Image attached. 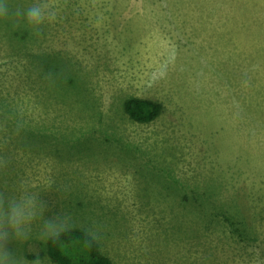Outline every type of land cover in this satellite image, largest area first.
Here are the masks:
<instances>
[{"label": "rangeland", "instance_id": "rangeland-1", "mask_svg": "<svg viewBox=\"0 0 264 264\" xmlns=\"http://www.w3.org/2000/svg\"><path fill=\"white\" fill-rule=\"evenodd\" d=\"M54 3L0 21V193L45 206L14 247L55 264V219L114 264H264V0Z\"/></svg>", "mask_w": 264, "mask_h": 264}, {"label": "clouds", "instance_id": "clouds-1", "mask_svg": "<svg viewBox=\"0 0 264 264\" xmlns=\"http://www.w3.org/2000/svg\"><path fill=\"white\" fill-rule=\"evenodd\" d=\"M54 0H31L26 6H16L12 0H0V21L19 18L37 36L46 24L57 18ZM45 206L27 191L5 197L0 193V264H45L39 255L29 259L15 245H22L32 237V225L43 216ZM49 236L57 235L60 223L55 219L44 222Z\"/></svg>", "mask_w": 264, "mask_h": 264}, {"label": "trees", "instance_id": "trees-1", "mask_svg": "<svg viewBox=\"0 0 264 264\" xmlns=\"http://www.w3.org/2000/svg\"><path fill=\"white\" fill-rule=\"evenodd\" d=\"M124 111L132 122L149 124L160 115L162 106L156 101L132 97L124 102ZM47 254L55 264H114L102 254L95 238L80 229L52 235L47 241Z\"/></svg>", "mask_w": 264, "mask_h": 264}, {"label": "crops", "instance_id": "crops-1", "mask_svg": "<svg viewBox=\"0 0 264 264\" xmlns=\"http://www.w3.org/2000/svg\"><path fill=\"white\" fill-rule=\"evenodd\" d=\"M256 93L257 97H254V104L253 107L259 108L262 112V110L264 109V102L262 101L261 96L257 93L253 91V95ZM258 103V104H257Z\"/></svg>", "mask_w": 264, "mask_h": 264}]
</instances>
